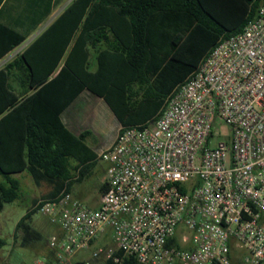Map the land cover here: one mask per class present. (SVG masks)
Listing matches in <instances>:
<instances>
[{
	"label": "built area",
	"instance_id": "1",
	"mask_svg": "<svg viewBox=\"0 0 264 264\" xmlns=\"http://www.w3.org/2000/svg\"><path fill=\"white\" fill-rule=\"evenodd\" d=\"M100 159L99 206L39 199L59 232L27 264H264V4Z\"/></svg>",
	"mask_w": 264,
	"mask_h": 264
},
{
	"label": "trees",
	"instance_id": "2",
	"mask_svg": "<svg viewBox=\"0 0 264 264\" xmlns=\"http://www.w3.org/2000/svg\"><path fill=\"white\" fill-rule=\"evenodd\" d=\"M263 4L72 0L0 67V211L19 197L18 173L27 171L38 185H50L47 198L73 192L92 173L98 157L86 143L91 132L78 135L61 118L83 90L103 97L123 127L155 119L218 42L243 31ZM31 31L0 20V61ZM36 202L16 227L24 244L43 239L32 224ZM6 244L0 236V249Z\"/></svg>",
	"mask_w": 264,
	"mask_h": 264
},
{
	"label": "crops",
	"instance_id": "3",
	"mask_svg": "<svg viewBox=\"0 0 264 264\" xmlns=\"http://www.w3.org/2000/svg\"><path fill=\"white\" fill-rule=\"evenodd\" d=\"M71 1L72 0H0L1 22L21 31H31L32 29L26 41L8 53L0 61V67L4 66L8 61L22 52L26 46L56 19ZM48 11H50L48 16L41 19ZM35 25H37L36 28H34ZM61 118L64 123L78 135L83 131L91 132L86 139V143L96 153L98 158H100V154L104 149L110 147L114 143L123 127L122 123L104 98L94 94L88 89L83 90L69 104L62 112ZM91 143H98L100 147L99 150H96ZM105 190L97 197L94 207L99 206L101 203V198ZM55 232H59L57 226L53 233Z\"/></svg>",
	"mask_w": 264,
	"mask_h": 264
},
{
	"label": "rangeland",
	"instance_id": "4",
	"mask_svg": "<svg viewBox=\"0 0 264 264\" xmlns=\"http://www.w3.org/2000/svg\"><path fill=\"white\" fill-rule=\"evenodd\" d=\"M91 144L99 150L98 143ZM108 166L107 161L97 158L92 173L73 186V194L85 204L94 207L97 197L106 189ZM16 176L20 180L19 197L6 202L0 211V236L7 240V244L0 249V264H27L36 256L46 254L49 238L56 228L46 215L37 211L32 217V224L42 233L43 239L24 244L23 233L16 231L17 224L28 210L35 206V201L47 198L51 186L46 183L38 185L27 171Z\"/></svg>",
	"mask_w": 264,
	"mask_h": 264
}]
</instances>
